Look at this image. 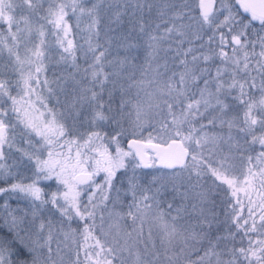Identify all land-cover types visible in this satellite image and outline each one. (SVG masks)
<instances>
[{
    "label": "snow or ice",
    "instance_id": "1",
    "mask_svg": "<svg viewBox=\"0 0 264 264\" xmlns=\"http://www.w3.org/2000/svg\"><path fill=\"white\" fill-rule=\"evenodd\" d=\"M0 198V264H264V0H0Z\"/></svg>",
    "mask_w": 264,
    "mask_h": 264
},
{
    "label": "trees",
    "instance_id": "2",
    "mask_svg": "<svg viewBox=\"0 0 264 264\" xmlns=\"http://www.w3.org/2000/svg\"><path fill=\"white\" fill-rule=\"evenodd\" d=\"M69 22L73 24V29H72V35H73V38L76 40V42L78 43H83V39H82V36L85 35L86 33H77V30L75 28V21L73 20L72 17H69ZM103 23H105V21H102V25ZM85 25H84V22L82 21L81 23V27L83 28ZM52 66H50L49 68V72H48V76H49V79H53V76H52ZM126 147V144L124 145ZM140 171V170H138ZM144 171L145 173H151L153 172L154 170L153 169H150V170H142ZM119 176V174H118ZM174 194L172 193V191L169 189L167 192L164 193V199L169 201V202H172L174 205H179L181 203V198H180V195L177 193L175 194V198H173ZM3 198H0V200H2ZM10 204L12 205V207H16L17 205H19L20 207H23L25 206L26 202L24 200H17V199H12L10 201ZM166 207V205H165ZM130 223V221H129Z\"/></svg>",
    "mask_w": 264,
    "mask_h": 264
},
{
    "label": "rangeland",
    "instance_id": "3",
    "mask_svg": "<svg viewBox=\"0 0 264 264\" xmlns=\"http://www.w3.org/2000/svg\"><path fill=\"white\" fill-rule=\"evenodd\" d=\"M148 229H149V225L147 223H145V226H144V232H145V234H147ZM155 232H156V229L153 228V233L155 234Z\"/></svg>",
    "mask_w": 264,
    "mask_h": 264
},
{
    "label": "water",
    "instance_id": "4",
    "mask_svg": "<svg viewBox=\"0 0 264 264\" xmlns=\"http://www.w3.org/2000/svg\"><path fill=\"white\" fill-rule=\"evenodd\" d=\"M144 170H150V169H144Z\"/></svg>",
    "mask_w": 264,
    "mask_h": 264
}]
</instances>
